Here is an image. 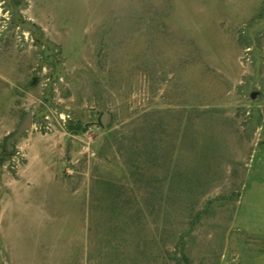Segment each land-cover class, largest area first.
<instances>
[{
	"label": "rangeland",
	"instance_id": "obj_1",
	"mask_svg": "<svg viewBox=\"0 0 264 264\" xmlns=\"http://www.w3.org/2000/svg\"><path fill=\"white\" fill-rule=\"evenodd\" d=\"M0 264H264V0H0Z\"/></svg>",
	"mask_w": 264,
	"mask_h": 264
},
{
	"label": "water",
	"instance_id": "obj_2",
	"mask_svg": "<svg viewBox=\"0 0 264 264\" xmlns=\"http://www.w3.org/2000/svg\"><path fill=\"white\" fill-rule=\"evenodd\" d=\"M106 117H107V114H103L102 117H101V123L102 124H105L106 123ZM31 124V115H30V112H26L20 123L18 124L16 130L9 136H7L5 138V143L8 144L10 141L18 138L24 131L25 128L29 127Z\"/></svg>",
	"mask_w": 264,
	"mask_h": 264
}]
</instances>
